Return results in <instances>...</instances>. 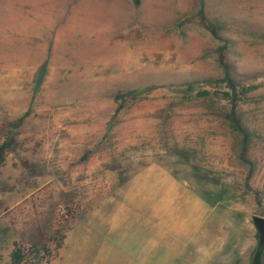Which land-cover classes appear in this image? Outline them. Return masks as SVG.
<instances>
[{
    "label": "rangeland",
    "instance_id": "374dc122",
    "mask_svg": "<svg viewBox=\"0 0 264 264\" xmlns=\"http://www.w3.org/2000/svg\"><path fill=\"white\" fill-rule=\"evenodd\" d=\"M116 1L99 40L71 42L56 30L87 12L96 25L91 0H0V143L15 141L0 166V264L15 244H45L42 264H256V251L264 264L252 221L264 219V0ZM200 11L221 26L238 88L258 86L237 108L248 164L212 95L223 87L205 83L221 78L220 42ZM141 89L114 115L117 93Z\"/></svg>",
    "mask_w": 264,
    "mask_h": 264
},
{
    "label": "trees",
    "instance_id": "16d2710c",
    "mask_svg": "<svg viewBox=\"0 0 264 264\" xmlns=\"http://www.w3.org/2000/svg\"><path fill=\"white\" fill-rule=\"evenodd\" d=\"M134 8L140 6L141 0H131ZM200 23L203 28H205L208 33L220 42V46L215 50V63L219 69L221 78L218 81H207L206 84H215L217 86L221 85L224 91H215L212 95L219 101H223L229 104V110L224 115L225 120L227 121L231 131L238 135L240 138V158L243 163L248 164L245 159V154L247 150V145L250 139V134L246 127L242 124L241 118L238 116L237 108L240 103L246 99V94L254 92L258 89L257 85H251L242 89H239L237 83L233 79L232 70L230 65L226 61V52L229 50L228 41L223 40L219 37V32L221 30L220 25H209L200 11L199 13ZM195 84H189L188 87L192 88ZM151 89H141L137 91H132L128 93H117L114 96V102L116 103L115 114L117 115L122 110L126 109L129 105L134 103L138 98L143 96L146 93H149ZM199 97L210 96L207 91H203L197 94ZM21 125V120H18L12 124H8V128L11 131L17 130ZM14 137L8 136L0 143V166L4 163L6 155L12 151L14 148ZM251 178V171L247 175V183ZM248 186V184H247ZM260 249V247L258 248ZM31 254V258L34 262H30L28 254ZM49 251L44 244L32 245L29 249L21 247L17 244L13 246L12 252L10 254V264H42L44 260L49 256ZM260 251H256L254 257L256 264L260 262Z\"/></svg>",
    "mask_w": 264,
    "mask_h": 264
},
{
    "label": "crops",
    "instance_id": "0c3cea01",
    "mask_svg": "<svg viewBox=\"0 0 264 264\" xmlns=\"http://www.w3.org/2000/svg\"><path fill=\"white\" fill-rule=\"evenodd\" d=\"M88 3V2H87ZM86 4V3H84ZM90 8L91 10H94V8L97 10V21L95 22L96 25L90 24L91 21L89 20V16H87V13H81L82 22L79 23L77 22L78 17H73V19L68 21V24L65 29H60L59 32L56 30L57 34H65L68 36L67 41L74 42L76 39L79 37L81 38L82 41L86 42L88 40H99L100 39V27H103L105 23H101V15L103 14L104 18H106L107 13L115 14V11L120 12L119 4L116 0H112L109 4H107L105 1L102 0H91ZM83 9H88V4L83 5ZM103 12H106L105 15ZM77 14V13H76ZM85 21V22H83ZM114 23V21H113ZM104 31V30H103ZM15 58H19V54H16ZM43 58L42 55V49L39 47L35 51H30V55L28 56L29 61L25 60L23 61V67H29L28 69L25 70V72H29L30 74L33 73L35 67L37 68L38 66L41 65V60ZM25 67V68H26ZM16 82H18V79H16ZM16 90H23L24 87H19L18 84H15L14 87ZM24 98V97H23ZM20 105H25V100L22 99L21 102H19Z\"/></svg>",
    "mask_w": 264,
    "mask_h": 264
},
{
    "label": "water",
    "instance_id": "95a60500",
    "mask_svg": "<svg viewBox=\"0 0 264 264\" xmlns=\"http://www.w3.org/2000/svg\"><path fill=\"white\" fill-rule=\"evenodd\" d=\"M252 221L259 236L262 238L264 236V219L260 217H253Z\"/></svg>",
    "mask_w": 264,
    "mask_h": 264
}]
</instances>
